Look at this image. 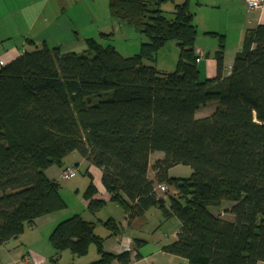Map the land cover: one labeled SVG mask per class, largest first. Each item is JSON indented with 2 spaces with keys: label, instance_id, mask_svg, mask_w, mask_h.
<instances>
[{
  "label": "trees",
  "instance_id": "obj_1",
  "mask_svg": "<svg viewBox=\"0 0 264 264\" xmlns=\"http://www.w3.org/2000/svg\"><path fill=\"white\" fill-rule=\"evenodd\" d=\"M166 3L173 5L169 13ZM107 8L111 19L143 36L136 54L124 57L88 38L92 58L43 47L0 69V246L36 219L66 209L59 184L45 171L62 168L77 152L101 171L109 201L128 220L150 208L178 220L165 253L188 264L264 263V25L245 33L225 78L218 36L217 76L201 82L188 0H107ZM169 42L178 48L175 70L160 73L156 56ZM211 102L215 110L196 118ZM155 152L163 154L151 166L155 182L178 191L166 202L147 177ZM176 166L189 167L190 177L168 178ZM96 193L90 180L82 200L91 214L105 204ZM103 226L109 236L119 232L112 220ZM48 240L56 256L84 257L94 245L98 259L90 264L132 261L129 251L104 252L94 223L77 214L58 222ZM140 243L134 241L135 260Z\"/></svg>",
  "mask_w": 264,
  "mask_h": 264
},
{
  "label": "crops",
  "instance_id": "obj_2",
  "mask_svg": "<svg viewBox=\"0 0 264 264\" xmlns=\"http://www.w3.org/2000/svg\"><path fill=\"white\" fill-rule=\"evenodd\" d=\"M250 2L251 0H188V8L194 15V25L197 31L194 49L196 52L203 53V57L197 62V71L201 82L214 79L217 76L214 55L218 50V36L223 37L221 77L225 78L231 72L235 54L242 49L245 33L258 25H264V6L259 11H249ZM76 4L77 0H0V59L7 64L24 52H32L43 47L59 48L63 53H76L74 52L75 48L80 46L78 40L80 24L78 21L83 14L81 9L72 13ZM99 35L109 34L99 32ZM82 38L81 45L86 46L85 40L88 38ZM200 108L195 114L196 118L210 115L207 112L201 113ZM162 158L163 154L160 152H155L149 157L147 177L154 182L155 187L163 183L155 182V173L151 166ZM62 165V167H74L76 174L80 169L84 171L85 183L82 195L91 180L97 192L95 198L103 200L104 206L112 203L102 186L101 171L88 164L77 152H72L65 157ZM61 169L51 167L45 171V175L48 179L59 184ZM158 195L165 202L167 201L165 195ZM82 204L85 207L83 200ZM223 209L225 208L223 207ZM223 209L213 211V213H221L223 218L231 219L230 216L222 214ZM158 214L161 213L157 208H150L143 215L128 220L122 210L120 220L115 221L113 218H109L108 220H112L117 225L119 232L114 236H109V233L107 238L114 239L110 240L111 243L110 241L109 243L103 242V251L113 255L129 251L132 258L130 264H188L185 259L172 256L162 250L164 246L176 241L179 228L171 236H168L164 243L156 245V248L148 256H143L140 252L146 245V241L140 238L142 230L146 228L149 220L158 219ZM68 215L57 214L36 219L30 226L25 227L20 236L0 246V264H66L67 260H70L69 264H73L75 256L67 251L56 256L48 240L57 223ZM80 217L86 222L94 223L85 220L81 215ZM171 218L174 217L167 219ZM135 240L141 241V247L138 250L141 256L140 260L134 259Z\"/></svg>",
  "mask_w": 264,
  "mask_h": 264
},
{
  "label": "rangeland",
  "instance_id": "obj_3",
  "mask_svg": "<svg viewBox=\"0 0 264 264\" xmlns=\"http://www.w3.org/2000/svg\"><path fill=\"white\" fill-rule=\"evenodd\" d=\"M76 5L77 6L73 9L72 13H75L76 10L78 11L79 9L83 12V14H81V19L79 18L78 21L80 24V28L78 29L80 35L78 40L80 41V46L75 48L76 51L74 52H76V54H85L89 58L93 57V53L87 52L86 46L81 45L83 41L82 37L93 38L103 46H112L124 57L132 56L138 52L140 44L144 41L143 36L134 28L128 27L111 19L107 8V0H77ZM162 9L166 13H169L173 10V5L171 3H166L162 6ZM99 32L108 33L110 36L108 38H100ZM177 59L178 48L176 43L169 42L157 53L154 67L160 73H172L175 70ZM90 100L93 104L98 100V98L96 96H92ZM216 107L217 104L215 102L208 103L200 108L201 113L207 112L208 114H211ZM167 175L168 178L171 179H188L191 175V169L185 166H176L171 168ZM83 176L84 171L80 169L77 171L74 178L61 179L59 181L60 195L66 203V209L59 214H77L79 216L81 215L85 218V220L94 222L96 225L95 234L103 238L104 243H109V241H113L114 238H107L110 231L106 230L103 223L109 218H113L115 221L120 220L119 218L122 216V210L115 203H108L94 215L88 212L82 204L81 197L85 183ZM210 211H213V209H210ZM178 228L179 222L175 217L168 220L164 219V217L160 214L158 219L154 218L149 220L146 228L143 229L144 231L142 230L141 233L140 238L146 241V245L140 252L143 256H148V254L153 252L156 248V245L164 243L168 236H171V234ZM97 259L98 254L96 248L94 245H91L86 256L73 258V264H90ZM69 263L70 260H67L66 264Z\"/></svg>",
  "mask_w": 264,
  "mask_h": 264
},
{
  "label": "built area",
  "instance_id": "obj_4",
  "mask_svg": "<svg viewBox=\"0 0 264 264\" xmlns=\"http://www.w3.org/2000/svg\"><path fill=\"white\" fill-rule=\"evenodd\" d=\"M264 6V0H251L249 4V11H259ZM198 56V60L203 57V53L201 51L196 52ZM197 60V62H198ZM5 65L4 61L0 59V69ZM76 175V169L74 167H62L60 171L61 179H72ZM156 193H160L167 196H176L178 191L171 186H167L166 184H160L155 187Z\"/></svg>",
  "mask_w": 264,
  "mask_h": 264
},
{
  "label": "bare ground",
  "instance_id": "obj_5",
  "mask_svg": "<svg viewBox=\"0 0 264 264\" xmlns=\"http://www.w3.org/2000/svg\"><path fill=\"white\" fill-rule=\"evenodd\" d=\"M34 44V43H33ZM61 53H63V52H61ZM64 54V53H63Z\"/></svg>",
  "mask_w": 264,
  "mask_h": 264
}]
</instances>
